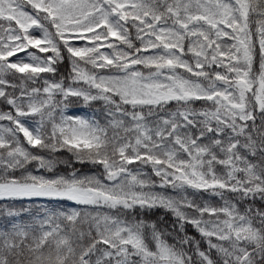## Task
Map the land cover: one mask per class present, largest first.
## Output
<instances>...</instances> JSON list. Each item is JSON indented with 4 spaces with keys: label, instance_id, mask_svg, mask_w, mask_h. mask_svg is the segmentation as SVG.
Instances as JSON below:
<instances>
[{
    "label": "snow or ice",
    "instance_id": "snow-or-ice-1",
    "mask_svg": "<svg viewBox=\"0 0 264 264\" xmlns=\"http://www.w3.org/2000/svg\"><path fill=\"white\" fill-rule=\"evenodd\" d=\"M0 21L7 23L0 24V97L15 110L0 112V121L14 125L0 126V200L42 197L121 212L163 207L178 223L169 243L155 223L98 212L82 215L77 208L51 210L32 243H27V226L0 232V264H264V207L238 206L257 198L264 202V0H0ZM33 28L41 38L30 33ZM110 37L128 50L115 47ZM223 37L233 43L219 42ZM74 40L90 43L76 46ZM105 46L112 52H102ZM29 48L51 54L29 51L30 63L10 61ZM150 49L158 51L148 54ZM64 52L71 65L68 84L62 77L44 79L42 88L27 87L41 73L55 74ZM187 53L193 62L184 58ZM103 69L109 74L96 71ZM9 74H20V84L8 80ZM81 83L87 87L75 86ZM7 87H19V96ZM41 92L44 98H38ZM71 97L103 101L107 125L63 115ZM201 100L212 107L191 106ZM173 101L178 107L166 110ZM29 115L40 117L37 127L20 119ZM46 119L50 131H45ZM20 133L34 148L67 149L78 162L101 166L102 175L33 174L26 167L31 162L52 172L55 161L32 153ZM136 161L151 166L160 187L211 190L222 199L218 190L227 189L238 202L224 199L216 207L156 193L151 190L156 181L128 167ZM216 164L225 171L218 174ZM60 221L71 226L72 235ZM78 224H87V231ZM185 224L205 238L207 251L182 234Z\"/></svg>",
    "mask_w": 264,
    "mask_h": 264
},
{
    "label": "rangeland",
    "instance_id": "rangeland-1",
    "mask_svg": "<svg viewBox=\"0 0 264 264\" xmlns=\"http://www.w3.org/2000/svg\"><path fill=\"white\" fill-rule=\"evenodd\" d=\"M25 11H28L29 13H32L33 10L31 9V7L29 5H25ZM0 24H4V26L7 27V23L6 22L0 21ZM13 27H17L14 22H13ZM29 31H30V33L32 35H34L37 38H41L42 37V33L38 29L33 28V29H30ZM52 31H54V29ZM229 31H230V29H229ZM130 32H131V39H132L133 43L136 46H140V41L137 40L136 37H135V29H130ZM56 39L58 40L59 38H56ZM190 39H195V38H190ZM109 41H112L114 46L117 47V48L128 50L126 45L121 44L119 41L115 40L114 37H110ZM188 42H189L188 40H185V46L186 47H187ZM219 42H221V43L226 42V43H229V44L233 43V41H231L228 37H223L221 39V41H219ZM72 43L75 44L76 46H84L85 44H89L90 42L87 41V40H79V41L74 40V41H72ZM104 43H105V45L107 44V42H104ZM29 51L37 52L41 56H46V55H50L51 54V53H39L38 49L29 48V49H26L25 51L18 52L15 56L10 57L9 59H10L11 62H17L19 60V61H23L25 63H30L31 62V58L27 55V52H29ZM101 51L102 52H106V53H111L112 49L107 48L105 46V47L101 48ZM155 51H158V50L150 49L148 54H151L152 52H155ZM184 58L188 59L190 62H193V57H192L191 53H187L184 56ZM88 68L90 69L91 66L89 65ZM140 68H141L142 71L147 73L148 69H145L142 66H140ZM96 71H98V72H100L102 74H109V70L108 69L96 70ZM178 71H180L185 76L190 75L188 73H185L183 69H179ZM208 71H212V69H208ZM215 71L223 72L224 69L215 68ZM253 71L254 72L258 71V57H257L256 62H254ZM52 75H54V74H52V73H41L40 77L37 79L36 83L32 84L31 82H28L27 87L28 88H31V87L42 88L44 79H48V80L55 79V77H53ZM19 77H20V74H17L16 76H12L11 74H9L6 78L8 80H10L12 83L19 85L20 84ZM62 77L63 78H67V74H65V73L61 74V78ZM192 79H196V78L192 77ZM55 80H58V79H55ZM204 83H206V82H204ZM65 84H68V83H65ZM75 86L87 87L86 85H83L82 83L79 84V85H75ZM6 91L9 92V93H12L13 95L19 96L20 88L17 87L15 90H13L11 87H7ZM94 91L95 90H93V92ZM44 95L45 94H43L41 92V94H40V96L38 98H44ZM26 99L27 98H25V104H26ZM56 99L59 100V99H61V97L58 95L56 97ZM116 99H118V98H116ZM81 101H83V100L81 99ZM90 103L95 104L94 105V107H95L94 111L88 110V109H86L84 107H70V106H67L64 109V111H63V115L72 116V117H81V118L88 119V120H96V121H98L100 123L101 126H106L109 117L106 115L105 106H104L103 101H93V102H90ZM191 106L193 108H195V109L212 107L211 102H205V101H202V100L201 101H195ZM124 107H129V106H124ZM177 107H178V105L176 104L175 101H173V102H171V103H169L168 105L165 106L166 110H175ZM9 111H11L13 114H15V110L10 105H8L5 102L4 98L0 97V112H9ZM254 115L256 117V125L259 126L261 124L262 115L259 112L258 108L254 112ZM20 119L26 123V126L35 128V127L38 126L40 117L38 115H29L27 117H21ZM54 119H55L56 122H59V119H60V111H59V109H57V111L54 113ZM248 123H249V125H251L252 121H249ZM0 126H4V127L12 126V127H14V125H12L11 122H9L7 120L0 121ZM50 130H51V123L49 121H47V119H46L45 120V131H50ZM108 132H109V135L111 136L113 134V129L109 128ZM19 135L21 137V142L32 153L43 155L46 159H52V160L55 161V166H54V169H53L52 172H49L46 169L37 170V162H35V161L31 162L26 167H27V169L29 171H32L33 174L45 175L47 177H52L54 175L68 176L70 173L75 171L78 175H96V176H101L102 175L101 172H98L97 170L93 169V167H89L90 165H93V164L88 163V162L86 164V167H83V168H72L71 170H69V167H70L69 166L66 171H60V167H59L58 164L62 163L61 165L63 166V165L66 164V162H64V161H67V159H69L68 155H70V152H68L67 149L62 150L63 151V153H62L63 157L58 159V157H54L53 156V154L55 152H49L46 149L42 150V149L34 148V147L30 146V145H27V142L25 140H23V134L20 133ZM120 135H123V132H120ZM241 151H243V150H241ZM249 159L252 160V162H254V163L258 162V158H256V157H249ZM82 164H85V162L82 163ZM56 166H57V169H56ZM128 167L134 173L139 172L141 175H147L151 179L156 181V187H154L151 190L156 192V193L163 194L165 196H170V197L177 198V199L180 198L181 196H187L188 199L193 200V201H195L198 204H203V203L207 202L208 204H210L212 206H216V207L222 206L223 203H224V199L230 200L231 202H234V203L238 202V198H237L236 194H233V193L229 192L227 189L218 190V191H221L223 193L224 199H222L221 196L212 194L211 190H195V189L188 188V187H186L184 189H173L170 185L166 186V187H160L159 186L160 178L156 177L154 175L150 165H141L139 163V161H136L133 164L128 165ZM215 168H216L218 174H221V173H223L225 171L224 166L219 165V164H216ZM15 174L16 175H20V172L17 171ZM25 199H29V198H25ZM43 199H48V198L40 197L38 200H43ZM3 200H7V199H3ZM9 200H14V199H9ZM55 200H57V199H55ZM58 201H60V200H58ZM68 202L70 204L69 207H68L69 208L68 210H70L72 208H77V209L80 210V208L82 207L83 210H80L82 215L84 214V212H89V213H92L93 215H95L98 212V213H100L102 215L103 214H108V215H112V216H120V218L125 219V220H127L129 222H135V221H139V220L145 221V219H146V218H141L140 216L138 217V215L137 214H133L132 211L121 212V211H118L116 209H110V208L105 207V206H99V207H97V206H84V205H77V204H75L72 201H68ZM248 205H253L254 207H264V202L260 201L259 198H257L255 201L247 200V201H243V202H239L238 203V206L241 208V210H243ZM42 207H44V206H42ZM136 209L139 210L138 207ZM23 210L24 209L22 207H20V211L23 212V213H26ZM143 211L147 212V209H143ZM155 211H157V210H154L153 212H155ZM164 211L168 212L172 216H174V214L171 211H169V210H167L165 208H164ZM184 211H186V212L191 214V210L190 209H184ZM48 212L49 211H45V212L40 213V214L35 216V213H33V212H30V213L25 215V214H21L20 212L14 211V213H15L14 215H9L8 211H6V212L2 211V212H0V232L11 231L13 225L27 226L28 230H29V238L32 239L33 236H39V235L42 234L41 227H40V222L45 219V217L48 214ZM161 213H162V215H160L159 217H156L155 220L154 219H149V220H147L145 222H147L149 224L155 223L157 228L159 230H161L162 232H164L165 238L167 239V241L169 243H174V237L176 236L177 229H178L177 220H171L170 215L164 213L163 211ZM28 216H29V218H28ZM166 218H169V220L166 219ZM207 218L208 217L206 216L205 219H207ZM8 220H11V222L7 225ZM60 223H61V227L65 230V233L68 234V235H72L71 231H70V227L71 226L68 225V224H63L64 223L63 221H60ZM174 225H176V228L173 227ZM185 225H184V233H182V234H187L188 236L193 237L196 241H198L199 237L202 238L203 242L206 245V247H205V249H202L200 247V249L204 250V251H207L208 245H207V242H206L205 238L202 237L200 235V233L196 230V228L193 227L191 224H187V225H189V228L193 230V233L189 232L187 230V228H185ZM49 227H50L49 225L45 224L43 230H48ZM77 227H78V225H77ZM78 228H83V230L87 231L88 225L87 224H80V226ZM186 232H188V233H186ZM93 234H95L94 231H93ZM196 235H198L199 237H197ZM148 238H149V241H150V232H149V237ZM17 239H19V238H17ZM72 239L75 242L76 237L72 236ZM213 242H216L215 238H213ZM151 246H154V245H152L150 243V247ZM104 247H106V246H104ZM191 251L193 253V258L194 259H198V257H196L194 255V245L192 246ZM212 255H213V259H218V257L216 256L215 252H213ZM93 259H95V257H93ZM133 259H138V258L134 257Z\"/></svg>",
    "mask_w": 264,
    "mask_h": 264
},
{
    "label": "trees",
    "instance_id": "trees-1",
    "mask_svg": "<svg viewBox=\"0 0 264 264\" xmlns=\"http://www.w3.org/2000/svg\"><path fill=\"white\" fill-rule=\"evenodd\" d=\"M154 210H159V209H154ZM154 210H152V211H150V212H148V214H146L145 212H138L140 215H143L145 218H147V219H156V217H159L160 215H162V213H161V211L162 210H160V211H155V212H153ZM139 215V216H140ZM166 219H168L169 220V218H166ZM189 232H191V233H193V230L192 229H190V230H188Z\"/></svg>",
    "mask_w": 264,
    "mask_h": 264
}]
</instances>
